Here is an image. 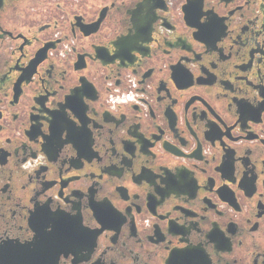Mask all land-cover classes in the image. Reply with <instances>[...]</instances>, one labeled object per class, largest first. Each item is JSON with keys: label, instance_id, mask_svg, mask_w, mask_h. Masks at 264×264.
<instances>
[{"label": "flooded vegetation", "instance_id": "af4514ba", "mask_svg": "<svg viewBox=\"0 0 264 264\" xmlns=\"http://www.w3.org/2000/svg\"><path fill=\"white\" fill-rule=\"evenodd\" d=\"M0 264H264V0H0Z\"/></svg>", "mask_w": 264, "mask_h": 264}]
</instances>
